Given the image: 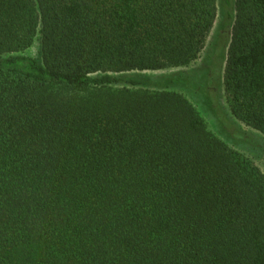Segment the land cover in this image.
<instances>
[{"label":"trees","instance_id":"trees-1","mask_svg":"<svg viewBox=\"0 0 264 264\" xmlns=\"http://www.w3.org/2000/svg\"><path fill=\"white\" fill-rule=\"evenodd\" d=\"M218 7L199 91L245 145L219 94L264 134V0H0V264H264V173L189 76L132 73L189 64Z\"/></svg>","mask_w":264,"mask_h":264},{"label":"rangeland","instance_id":"rangeland-1","mask_svg":"<svg viewBox=\"0 0 264 264\" xmlns=\"http://www.w3.org/2000/svg\"><path fill=\"white\" fill-rule=\"evenodd\" d=\"M221 15L222 14L218 7L217 17L206 38L204 47L199 52L197 57L194 60H192L189 64L177 66V67H168L159 70H147V71L132 72V73L141 74L142 76H147L151 79L167 78L171 75H178L180 73L189 76L193 81H195L194 85L179 84V85L167 87L166 90L175 91L183 95L195 108L196 112L203 119V121L207 126V129L211 133H213L215 136L221 139L233 150L237 151L238 153L242 154L246 158L253 161L264 173V134L258 130H255L245 122L236 119L231 114L227 95L222 87L219 94V102L222 108L237 127H239L242 131L247 132L250 135V140L252 141V143L239 145L229 140L223 135L220 128L217 126L215 117L213 116L211 111L208 110L207 104L205 102L206 100L203 98V96L199 91V87L201 86L200 80L204 72L203 68L204 65L206 64L207 57L210 54H212L213 51L212 47L219 46V49L222 48L224 55L227 54V48L230 40L232 25L228 24V21L223 19V16ZM38 51H39V40L38 38H35L29 47L11 55H21L29 58L38 59ZM110 88L113 89L116 87H110ZM146 89L155 91L158 90L159 88L153 86H146Z\"/></svg>","mask_w":264,"mask_h":264}]
</instances>
